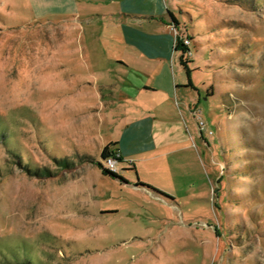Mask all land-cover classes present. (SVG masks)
I'll return each instance as SVG.
<instances>
[{"label": "rangeland", "instance_id": "rangeland-1", "mask_svg": "<svg viewBox=\"0 0 264 264\" xmlns=\"http://www.w3.org/2000/svg\"><path fill=\"white\" fill-rule=\"evenodd\" d=\"M168 1L192 49L175 178L99 165L134 109L98 97L115 19L0 0V264H264V0Z\"/></svg>", "mask_w": 264, "mask_h": 264}, {"label": "crops", "instance_id": "crops-1", "mask_svg": "<svg viewBox=\"0 0 264 264\" xmlns=\"http://www.w3.org/2000/svg\"><path fill=\"white\" fill-rule=\"evenodd\" d=\"M29 1L37 20L58 16L74 17L78 22L103 15L115 19V33L107 35V43L119 84L108 85L110 94L98 97L113 103L130 102L140 110L133 109L120 135L110 143H115L112 147L123 160L133 161L136 171L149 169L175 178L173 157L189 154L195 143L182 105L191 100L187 96L191 85L181 62L182 52L176 47L169 1L114 0L108 2L107 13L100 12L105 0ZM137 157L141 164L136 163Z\"/></svg>", "mask_w": 264, "mask_h": 264}, {"label": "trees", "instance_id": "trees-1", "mask_svg": "<svg viewBox=\"0 0 264 264\" xmlns=\"http://www.w3.org/2000/svg\"><path fill=\"white\" fill-rule=\"evenodd\" d=\"M171 15V19L173 21V23L176 25L179 24V21L177 19V17L175 16L174 13L170 12ZM176 47L177 49L179 48L182 52L181 54V62L182 64L186 67L187 69V73L188 75L190 74V68L188 67V62L190 61V59L188 58V54H192V49L190 48V46L185 43L183 40H181L179 37L177 38V43H176ZM189 84L191 85V81H189ZM115 145V143L111 142L108 145H106L101 153V157L105 160L108 157L112 156V155H118L117 159L119 161L123 160V156L120 152H116V150L111 149L112 146ZM99 165L103 168V171L109 175L115 176L117 177V174L115 172H112L106 168L103 167V165L101 163H99Z\"/></svg>", "mask_w": 264, "mask_h": 264}, {"label": "built area", "instance_id": "built-area-1", "mask_svg": "<svg viewBox=\"0 0 264 264\" xmlns=\"http://www.w3.org/2000/svg\"><path fill=\"white\" fill-rule=\"evenodd\" d=\"M201 118V117H200ZM200 127L201 129L205 130L204 128H206V123L204 120L201 119V121H199ZM210 134H212V131H209ZM118 155H112L110 157H108L107 159H105V166L104 168L117 173L119 171L118 168V159H117Z\"/></svg>", "mask_w": 264, "mask_h": 264}]
</instances>
